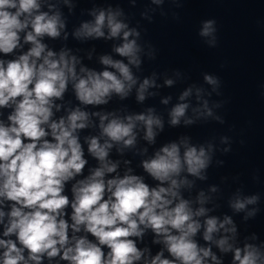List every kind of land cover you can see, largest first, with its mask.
<instances>
[{
	"label": "clouds",
	"instance_id": "clouds-1",
	"mask_svg": "<svg viewBox=\"0 0 264 264\" xmlns=\"http://www.w3.org/2000/svg\"><path fill=\"white\" fill-rule=\"evenodd\" d=\"M165 3L182 0H148L141 19L151 23L157 9L167 16ZM61 4L70 14L76 7L72 0H0V264H225V257L264 264V240L242 236L234 219L254 220L261 193H247L232 177L239 186L227 199L231 214L221 216L214 214L220 185L200 187L211 167L223 166L216 155L232 151V138L194 142L182 134L158 145L166 126L225 124V101L212 99L222 95L220 77L204 72L202 83H186L190 77L178 69L142 75L157 49L119 4L94 6L92 19L72 32L79 41L114 42L98 56L99 69L83 62L91 53L54 51L45 37L61 39L65 30L68 39ZM217 32L215 19L201 21L207 47H217ZM178 84L186 86L174 103L171 94L161 96ZM69 91L75 103L66 100ZM132 97L142 110L123 103ZM156 97L163 110L145 106ZM114 100L120 106L109 109ZM86 130L96 134L82 138ZM128 152L140 157L139 173ZM149 232L151 244L162 246L155 254L138 245Z\"/></svg>",
	"mask_w": 264,
	"mask_h": 264
},
{
	"label": "water",
	"instance_id": "water-1",
	"mask_svg": "<svg viewBox=\"0 0 264 264\" xmlns=\"http://www.w3.org/2000/svg\"><path fill=\"white\" fill-rule=\"evenodd\" d=\"M107 3H112L113 6L119 4L124 8L133 16V25L139 21L143 39L157 49L154 61L145 59L142 75H149L154 70L178 69L190 77L186 83H202L204 72L220 77L222 95L213 94L212 99L225 101L223 108L219 110L225 124L213 121L188 128L166 126L158 137V145L182 134L190 135L194 142H203L212 136H230L232 151L228 154L217 153L216 159L223 160L224 164L211 167L209 180L200 184V187L207 190L209 185H220L222 193L214 195L221 207L214 214L221 216L226 212L231 214L227 199L239 186L232 182V177L239 176L247 193H261V212L254 220L245 223L240 216H235L234 219L242 236L255 232L264 240V0H182L179 7L165 3L163 10L168 15L160 16V9H157L151 23L140 16V12L149 7L148 0H138L135 7L128 0H78L80 22L92 19L87 14L88 10L94 6H107ZM173 12L178 19L173 18ZM149 15L152 13L149 12ZM206 19H215L217 22L218 44L215 48L207 47L203 43L204 38L198 36L201 21ZM113 43L104 40L83 41L85 57L89 53L92 55L91 60L85 58L86 65L99 69L101 65L98 63V56L111 53ZM185 86L186 84H178L172 89H162L161 96L171 94L174 103L179 91ZM159 99L160 97L150 99L145 106L155 105L158 111L163 110L164 106L160 105ZM120 103L114 100L108 108H118ZM123 103L129 106L130 111H140L144 107L136 104L134 97ZM93 134H96L95 131ZM217 143L219 144L218 140ZM112 155L113 158H120L115 150ZM126 156L133 160V166L139 173L141 170L136 165L140 157H133L131 152L126 153ZM254 174L259 177L258 181L252 179ZM222 177H228L227 182L222 183ZM148 182L152 183L151 180ZM185 195H188L187 191ZM194 195L192 193L193 197ZM138 245L150 246L153 254L162 247L151 244L150 232L145 236L144 243L140 244L138 241ZM229 261L230 257H225V264H229Z\"/></svg>",
	"mask_w": 264,
	"mask_h": 264
}]
</instances>
